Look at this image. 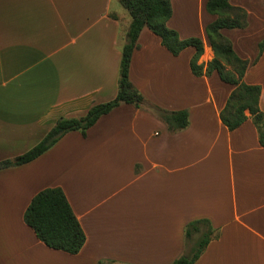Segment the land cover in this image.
<instances>
[{"label":"crops","instance_id":"obj_1","mask_svg":"<svg viewBox=\"0 0 264 264\" xmlns=\"http://www.w3.org/2000/svg\"><path fill=\"white\" fill-rule=\"evenodd\" d=\"M246 14L223 29L260 88L264 113V0H229ZM167 26L198 38L206 65V0H171ZM131 18L120 0H0V162L37 145L59 118H80L113 100ZM129 80L149 103L186 110L169 133L146 108L122 104L82 136L65 134L32 162L0 171V264H171L187 254L185 226L205 220L218 233L194 264H264V147L250 117L227 130L219 114L233 90L216 73L195 77L192 47L171 55L147 28ZM60 188L84 234L70 255L40 242L24 222L33 197Z\"/></svg>","mask_w":264,"mask_h":264},{"label":"trees","instance_id":"obj_2","mask_svg":"<svg viewBox=\"0 0 264 264\" xmlns=\"http://www.w3.org/2000/svg\"><path fill=\"white\" fill-rule=\"evenodd\" d=\"M128 12L131 22L126 33V43L121 49L117 94L109 102L92 106L80 118H59L45 137L26 153L13 159L0 162V171L19 167L32 162L53 147L65 134L79 132L86 135L88 129L104 115L122 104L135 108H146L154 113L167 127L169 133L186 129L189 116L186 110L166 111L149 103L129 80V65L133 52L138 48L140 32L147 28L156 35L161 45L173 56L192 47L195 50L190 59V71L195 77L210 76L216 73L220 80L233 87L219 117L229 131L240 127L248 117L258 132V140L264 147V113L259 109L260 88L247 85L243 76L247 61L240 59L233 51L229 40L221 30L243 28L246 14L240 8L230 6L229 0H206V11L216 16L206 27V36L213 52V58L206 65L198 61L203 54V43L198 38L180 39L177 32L167 26L171 18V0H120ZM264 49V40L259 50ZM25 224L32 229L36 238L50 249L77 254L85 243V234L75 217L64 194L58 188H48L36 194L24 213ZM185 241L195 238L193 248L171 264H194L210 241L218 238V233L208 221H193L185 226ZM97 264H111L98 262Z\"/></svg>","mask_w":264,"mask_h":264}]
</instances>
